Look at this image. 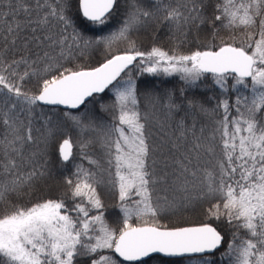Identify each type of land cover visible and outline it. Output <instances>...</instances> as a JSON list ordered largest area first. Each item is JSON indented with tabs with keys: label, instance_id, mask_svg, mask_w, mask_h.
Listing matches in <instances>:
<instances>
[{
	"label": "snow or ice",
	"instance_id": "1",
	"mask_svg": "<svg viewBox=\"0 0 264 264\" xmlns=\"http://www.w3.org/2000/svg\"><path fill=\"white\" fill-rule=\"evenodd\" d=\"M217 252L264 264V0H0V264Z\"/></svg>",
	"mask_w": 264,
	"mask_h": 264
},
{
	"label": "trees",
	"instance_id": "2",
	"mask_svg": "<svg viewBox=\"0 0 264 264\" xmlns=\"http://www.w3.org/2000/svg\"><path fill=\"white\" fill-rule=\"evenodd\" d=\"M118 17L114 18L111 22L109 29H106L105 32L100 33V35H106L107 32L117 24ZM81 27L85 30L86 34H91L92 26L87 21L81 22ZM151 34L144 35L141 34L139 37V43L142 44L144 48H148L150 46L151 40H150ZM135 38V37H134ZM115 49H118L120 51H123L124 45L121 42H117L116 45H114ZM104 55V49L103 46H101L100 50L96 52L95 56L91 59L90 64L92 66H96L99 61H102ZM137 83L140 89L141 95H143L145 92H153L157 95H163L166 92H175L179 93L180 89L183 87V82L180 80L178 75H172V76H164V75H149L145 73L142 76H137ZM208 87V82L205 81L201 84L200 91H204ZM111 96V93L106 90L105 93L98 94L96 97V100L101 103H107L109 102V97ZM91 108V105H89ZM99 107V104H97V108ZM106 219L108 222L115 227V222L118 219L119 211L118 209H114L111 204H109L108 208L106 209ZM203 219L199 215L198 211H193L192 209H180L177 210L174 214L172 212L165 213L160 217L159 222L163 224L164 226L168 228H176V227H182L187 225H195L199 224L200 221ZM132 223H137L136 219L133 218ZM216 223V222H213ZM221 231H225L223 227H221ZM222 251V250H221ZM114 255V254H113ZM210 259L213 260H220V252H217L214 257L209 256ZM201 258V257H200ZM183 259H165L159 256H151L150 258L142 261V264H183Z\"/></svg>",
	"mask_w": 264,
	"mask_h": 264
},
{
	"label": "water",
	"instance_id": "3",
	"mask_svg": "<svg viewBox=\"0 0 264 264\" xmlns=\"http://www.w3.org/2000/svg\"><path fill=\"white\" fill-rule=\"evenodd\" d=\"M194 226H197V225H191V226H184V227H194ZM159 256V257H162V258H165V259H181V258H190V257H199V256H203L202 254H191V255H185L183 257H168V256H165L163 255L162 253H152L150 254L148 257H144L143 258V261L150 258L151 256Z\"/></svg>",
	"mask_w": 264,
	"mask_h": 264
},
{
	"label": "rangeland",
	"instance_id": "4",
	"mask_svg": "<svg viewBox=\"0 0 264 264\" xmlns=\"http://www.w3.org/2000/svg\"><path fill=\"white\" fill-rule=\"evenodd\" d=\"M195 225H198V224H195ZM187 226H191V225H187ZM182 227H184V226H182ZM181 259H183V258H181ZM205 259H210V257L209 256L206 257V256L203 255V256H199V257L186 258L184 260L183 264H204Z\"/></svg>",
	"mask_w": 264,
	"mask_h": 264
}]
</instances>
